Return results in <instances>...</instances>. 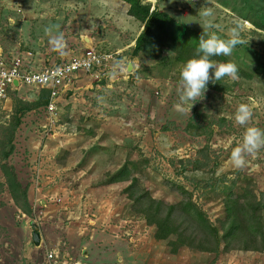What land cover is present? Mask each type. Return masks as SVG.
<instances>
[{
    "label": "rangeland",
    "instance_id": "374dc122",
    "mask_svg": "<svg viewBox=\"0 0 264 264\" xmlns=\"http://www.w3.org/2000/svg\"><path fill=\"white\" fill-rule=\"evenodd\" d=\"M140 1L206 38L214 30L203 26L205 7L224 27L217 32L222 38L230 27L242 26L248 43L224 57L251 78L209 82L190 114L182 113L177 87L184 64L167 50L161 61L131 54L141 25L127 16L124 0H0V49L9 58L38 68L88 47L112 56L99 79L74 81L53 117L43 106L25 112L11 143L15 110L40 94L21 88L0 107V164L12 146L6 163L30 206L29 216L19 210L0 170V264H264V253H224L222 247L215 253L178 247L171 254L168 241L154 239L155 228L123 194L129 182L107 185L125 162H135L134 176L153 198L177 203L181 197L168 183L181 184L215 226L223 218L224 186L234 183L238 190L249 180L264 192V148L239 170L230 159L246 127L264 129V2ZM53 25L63 33V55L53 44L58 32H45ZM242 103L253 109L245 126L234 119Z\"/></svg>",
    "mask_w": 264,
    "mask_h": 264
},
{
    "label": "trees",
    "instance_id": "16d2710c",
    "mask_svg": "<svg viewBox=\"0 0 264 264\" xmlns=\"http://www.w3.org/2000/svg\"><path fill=\"white\" fill-rule=\"evenodd\" d=\"M124 2L128 5L127 16L141 25V31L134 40L131 52L134 57L143 54L151 61H161L164 59L163 51L167 50L174 55L176 63L185 64L188 59L194 57L199 38L202 36L206 39L166 12L152 9L149 4L140 0ZM212 59L220 63L229 61L224 56ZM238 70V77L251 78V74L239 67ZM47 102L48 92L41 91L37 101L24 103L15 110L10 120L9 143L25 112L45 106ZM12 149L10 146L9 150L3 153L4 163L0 164V170L14 204L23 214L29 216L27 192L18 182L13 167L6 163ZM135 166V162H125L109 177L107 185L129 182L123 189V194L131 201L134 212L143 218L146 225L155 228L154 239L168 241L171 254L175 255L178 247L208 253L218 252L220 247L224 253H264V192L257 193L249 180L238 190H235L234 183L223 187V218L218 219V226H215L193 200L192 192L181 184L168 183L170 190L181 197L179 202L166 204L153 198L148 189L141 186L138 178L134 176ZM173 236L174 240H170Z\"/></svg>",
    "mask_w": 264,
    "mask_h": 264
},
{
    "label": "clouds",
    "instance_id": "9594fccd",
    "mask_svg": "<svg viewBox=\"0 0 264 264\" xmlns=\"http://www.w3.org/2000/svg\"><path fill=\"white\" fill-rule=\"evenodd\" d=\"M193 2L194 0H191V3ZM201 17L204 28L214 31L206 39L202 36L199 38L194 57L188 59L180 69L177 94L179 111L182 113L187 111L190 114L194 103L204 97L209 82L215 83L224 77L233 81L239 78V70L234 62L220 63L212 57L231 56L237 45L248 43V40L241 35L242 26L240 25L230 27L226 39L218 35L217 32H224V27L214 22V13L211 8L205 7L201 12ZM59 29V25H53L47 27L45 32L49 35L54 30L58 32V35L53 39V44L55 49L63 55L65 44L63 33ZM252 118L253 109L248 104L242 103L237 107L234 117L237 125H249ZM262 148H264V129L255 126L246 127L241 143L231 152L230 159L233 167L238 170L244 168L247 163L246 157L255 154Z\"/></svg>",
    "mask_w": 264,
    "mask_h": 264
},
{
    "label": "built area",
    "instance_id": "2783aa9c",
    "mask_svg": "<svg viewBox=\"0 0 264 264\" xmlns=\"http://www.w3.org/2000/svg\"><path fill=\"white\" fill-rule=\"evenodd\" d=\"M111 59V54L88 47L82 54H73L66 60L61 58L60 62L33 68L20 57L9 58L0 49V107H5L10 101V94L27 87L38 95L41 91L48 92V102L43 108L53 117L58 111L60 98L70 90L74 81L82 76L99 79ZM52 257L50 253L48 258Z\"/></svg>",
    "mask_w": 264,
    "mask_h": 264
},
{
    "label": "water",
    "instance_id": "95a60500",
    "mask_svg": "<svg viewBox=\"0 0 264 264\" xmlns=\"http://www.w3.org/2000/svg\"><path fill=\"white\" fill-rule=\"evenodd\" d=\"M33 229H34V231H37V228L36 227H34ZM33 241H34L35 244H37V245L39 244L40 240H39L38 234L35 233L33 235Z\"/></svg>",
    "mask_w": 264,
    "mask_h": 264
},
{
    "label": "crops",
    "instance_id": "0c3cea01",
    "mask_svg": "<svg viewBox=\"0 0 264 264\" xmlns=\"http://www.w3.org/2000/svg\"><path fill=\"white\" fill-rule=\"evenodd\" d=\"M135 40V39H134ZM134 42V41H133ZM134 45V44H133ZM115 184H120V183H115ZM113 185V184H112ZM135 241H136V239H135ZM174 257V256H173Z\"/></svg>",
    "mask_w": 264,
    "mask_h": 264
}]
</instances>
